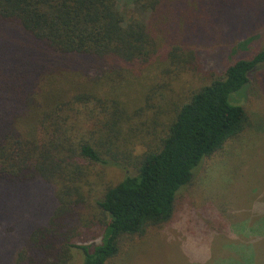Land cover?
Wrapping results in <instances>:
<instances>
[{"label":"trees","instance_id":"1","mask_svg":"<svg viewBox=\"0 0 264 264\" xmlns=\"http://www.w3.org/2000/svg\"><path fill=\"white\" fill-rule=\"evenodd\" d=\"M119 1L0 0V264H69L72 249L119 264L175 219L201 160L253 125L230 96L264 45L232 52L264 0ZM81 162L124 174L88 203ZM210 218L207 232L230 233Z\"/></svg>","mask_w":264,"mask_h":264},{"label":"rangeland","instance_id":"2","mask_svg":"<svg viewBox=\"0 0 264 264\" xmlns=\"http://www.w3.org/2000/svg\"><path fill=\"white\" fill-rule=\"evenodd\" d=\"M263 45L264 18L237 39L232 58L249 56ZM222 72L221 68L207 73L194 69L189 76L184 74L185 85L179 80L177 90L183 94ZM230 102L247 107L253 125L241 141H227L223 149L201 160L193 172L192 188L185 186L178 192L181 199L175 219L127 250L119 264H264V64L249 74L247 85L231 94ZM81 163L85 166L79 185L90 196L88 203L124 174L121 167ZM88 203L82 204L84 213ZM87 215L94 219L90 211ZM207 217L228 221L230 233L207 232L212 224ZM81 261V252L72 249L69 264Z\"/></svg>","mask_w":264,"mask_h":264}]
</instances>
